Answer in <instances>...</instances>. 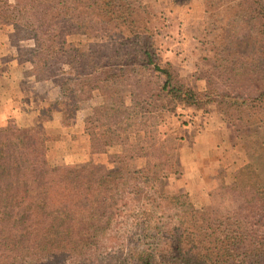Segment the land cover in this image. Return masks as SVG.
Here are the masks:
<instances>
[{"label":"rangeland","instance_id":"rangeland-1","mask_svg":"<svg viewBox=\"0 0 264 264\" xmlns=\"http://www.w3.org/2000/svg\"><path fill=\"white\" fill-rule=\"evenodd\" d=\"M4 1L16 4V0ZM142 3L146 6L138 8L136 17H154L158 32L151 39L163 51L164 59L174 64L184 83L200 95L198 107L184 106L183 101L164 92L155 94L160 79L145 74L137 84L144 88L142 93L128 85L137 79L135 76L121 83L126 105H133L122 122L117 112L113 115L114 112L108 111L101 118L95 113V107L105 103L95 90L92 98L75 103L74 119L71 111L67 113L64 120L71 122L63 124L67 128L55 125L46 128L45 122L53 120L56 112H62L56 109L48 112L60 99V91L52 80H45L57 90L46 86L38 89L40 94L36 92L35 99L47 100L46 105L40 110V121L26 124L23 112L27 104L20 97L22 78L30 76L27 72L30 64L22 62L20 48L11 41L15 28L13 21H8L0 25V127L10 124L21 128L43 127L49 137L48 160L55 166L91 162L109 170L119 167L117 156H121L130 170L146 168V176H151L152 171L159 172L156 181L145 180L142 175L138 181L125 180L113 185L120 188L110 192L111 196L117 195L114 208L107 210L112 223L109 229L102 230L104 246L89 251L92 257L89 262L115 264L133 252L156 248L166 257V263H180L182 258L176 256L172 244L174 237L190 227L187 233H206L201 235L205 242L196 244L199 245L196 249L203 253L207 248L211 257L218 260L224 255L235 263L239 259L244 264H256L259 254L253 251L254 237L255 244L261 245L264 252V99L256 100L257 89L264 86V0H143ZM96 16L94 23L98 21ZM111 23L114 30L109 37L98 30L91 35H72L68 41L81 51H87L91 43L96 48L103 44L102 51L116 48L117 40L130 39V35L128 30H122L123 23L118 27L119 22ZM141 39H147L146 34ZM13 59L16 61L12 62ZM130 90L136 95L131 96ZM56 93L59 97L49 103L48 98H54ZM44 109L45 117L41 115ZM78 115L83 120L99 117L90 126L101 134L119 125L123 143L107 147L106 152L91 153L90 136L85 133L90 141L87 152L86 142L80 139L74 126ZM210 124L216 125L218 134L204 135L195 152L197 136ZM192 165L199 166L198 174L191 175L200 176V180L194 181L190 174L184 177V170ZM93 174L94 178H100L104 170L98 167ZM202 180L208 188L202 186ZM133 189L142 193L140 199L132 200L135 195H127ZM166 196L180 198L164 199ZM220 240L222 246L229 245L234 251L224 254Z\"/></svg>","mask_w":264,"mask_h":264},{"label":"trees","instance_id":"trees-1","mask_svg":"<svg viewBox=\"0 0 264 264\" xmlns=\"http://www.w3.org/2000/svg\"><path fill=\"white\" fill-rule=\"evenodd\" d=\"M142 2L16 0L15 5H10L0 0V25L13 21L15 31L11 41L20 48L22 62L30 64L28 75L37 81L52 80L58 87L60 99L55 102L56 108L51 105L48 112L60 110L62 124H71L64 120L67 113L71 111L74 119L75 103L92 98L95 90L105 99L102 106L95 107V113L101 118L108 111L114 112L113 115L117 112L122 122L133 105H126L121 83L135 76L137 79L128 85L142 93L144 88L137 84L145 74L160 79L155 94L164 92L183 101L184 106H196L200 95L184 83L174 64L164 59L163 51L151 39L158 32L154 17H136L138 8L146 6ZM95 16L97 26L93 22ZM113 21L119 22L116 27L123 23L122 30H128L130 35V39L117 40L116 48L102 51L103 44L96 48L91 43L87 51H81L68 41L72 35H91L98 30L109 37L113 34ZM145 34L147 39H141ZM28 40L31 42L23 45ZM23 49L27 55L23 56ZM260 88L257 101L264 99V86ZM130 95L136 94L130 90ZM206 96L210 100L209 93ZM45 112V109L41 111L43 117ZM100 118L90 116L83 120V131L91 140V153L106 152L107 147L123 143L119 125L103 134L92 131L90 124ZM48 141L43 127L21 128L11 124L0 127V264H99L89 262L92 258L89 251L104 246L102 230L109 229L112 223L107 210L114 208L113 200L117 198L110 192L120 188L113 185L125 180L138 181L142 175L145 180L156 181L160 174L152 171L151 176H146V168L130 170L121 156H117L119 167L109 170L91 162L55 166L48 160ZM98 167L104 174L96 179L93 173ZM130 194L135 195L132 200L142 195L135 189L127 191ZM188 230L190 227H185L184 234L174 237L172 244L176 256L182 258L180 263H166V257L156 248H147L128 254V258L115 264L132 261L135 264H244L243 260L235 263L223 254L220 256L223 259H215L207 248L205 253L196 249L199 246L196 244L205 242L201 235L206 233L195 235L192 231L187 233ZM256 239L253 242V251L259 254L256 264H263V248L255 244ZM188 244L192 246L184 247ZM219 244L224 254L234 251L229 245L222 246L221 240Z\"/></svg>","mask_w":264,"mask_h":264},{"label":"crops","instance_id":"crops-1","mask_svg":"<svg viewBox=\"0 0 264 264\" xmlns=\"http://www.w3.org/2000/svg\"><path fill=\"white\" fill-rule=\"evenodd\" d=\"M15 62L16 59H13L12 62ZM24 81L22 82V85L24 87H22V92H23V95L20 97L21 99L25 98V102L27 104L26 106V109H24V112H23V115H25V117L27 118L26 119V124H35L36 122L40 121V110L41 108L46 105V101H38L37 99H35V96H37L38 94H40V91H38V89H41V87L43 86H46V87H49V88H54V90H57L56 87L51 84L50 82H39V81H36L35 79L32 78V76H28V77H23L22 78ZM36 90V91H35ZM38 93L37 95H35V93ZM59 97V94L56 93L55 97L53 98H48V102L49 103H52L54 102L57 98ZM41 100V99H40ZM58 114L55 115L54 119L53 120H49V121H46L45 122V126L46 128H49L50 126L53 127V125H55V127H58V128H62L64 127L62 122H61V113L58 111L56 112ZM35 118L37 120H35ZM83 119L81 116L78 115V117L76 118V123L74 124L75 128H76V133L78 134V136L80 137V139L85 143L86 142V151L88 152V148L90 147V141H89V138L85 135L84 131H83ZM70 127V126H69ZM72 127V126H71ZM67 127H64L62 129H65ZM204 131L203 133H200L199 136H197L196 138V143H195V152L196 150L199 148L200 144H201V138L204 136V135H215L216 136V125L214 124H210L206 130H202ZM215 132V133H214ZM218 134V133H217ZM87 155V154H86ZM197 157V156H196ZM194 158V157H193ZM193 163H196V162H193ZM184 164H186L187 166V163L184 161ZM197 164V163H196ZM200 171L199 169V166H195V165H192V168L189 167V170L188 169H185L184 170V177L187 175V174H190V178H192L194 181L196 180H200V176H198V178H194L192 177L191 174H198V172ZM204 182V185L202 186H206V188H208L209 186L206 184V181L202 180Z\"/></svg>","mask_w":264,"mask_h":264}]
</instances>
